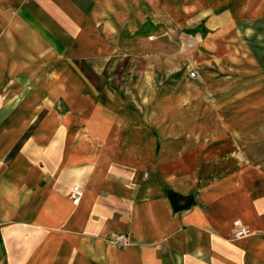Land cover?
<instances>
[{
	"label": "crops",
	"instance_id": "1",
	"mask_svg": "<svg viewBox=\"0 0 264 264\" xmlns=\"http://www.w3.org/2000/svg\"><path fill=\"white\" fill-rule=\"evenodd\" d=\"M249 39L264 0H0V264H264Z\"/></svg>",
	"mask_w": 264,
	"mask_h": 264
},
{
	"label": "rangeland",
	"instance_id": "2",
	"mask_svg": "<svg viewBox=\"0 0 264 264\" xmlns=\"http://www.w3.org/2000/svg\"><path fill=\"white\" fill-rule=\"evenodd\" d=\"M246 42V55L248 60H253V63H239L241 66L248 68L246 73H242L248 83V100L245 102L233 101L232 110L239 108H247V143L249 145L245 156L248 164H253L256 159L264 161V39H249ZM240 78L236 73L232 76V82L238 81ZM31 87H24V92L30 90ZM238 88H236L237 90ZM234 92V91H233ZM236 93V92H234ZM238 123L239 120H233V123ZM244 119H241L243 125ZM263 144L261 147L255 148V145Z\"/></svg>",
	"mask_w": 264,
	"mask_h": 264
},
{
	"label": "built area",
	"instance_id": "3",
	"mask_svg": "<svg viewBox=\"0 0 264 264\" xmlns=\"http://www.w3.org/2000/svg\"><path fill=\"white\" fill-rule=\"evenodd\" d=\"M194 71L190 72V77H195ZM73 204H78L81 198V189L75 186L69 196ZM253 235L252 230L249 227L244 226L241 222H238L233 231V237L235 239H241ZM111 243L118 248H125L130 244L128 238L124 235H114L111 239Z\"/></svg>",
	"mask_w": 264,
	"mask_h": 264
}]
</instances>
